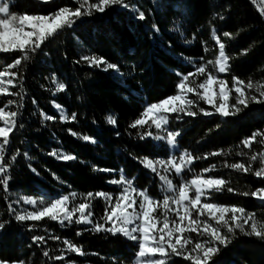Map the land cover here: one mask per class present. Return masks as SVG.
<instances>
[{
    "label": "trees",
    "instance_id": "1",
    "mask_svg": "<svg viewBox=\"0 0 264 264\" xmlns=\"http://www.w3.org/2000/svg\"><path fill=\"white\" fill-rule=\"evenodd\" d=\"M126 3L136 11L118 8L119 5L109 7L104 13L93 11L92 15L77 19L72 27L59 30L37 52L30 53L29 60L12 69L17 77L16 86H10V91L20 95L0 94V108L19 112L0 162L7 169L0 176L9 177L7 191L0 184L3 225L0 262L4 264H133L138 246L124 236L92 231V225L66 221L62 225L48 217L19 222L15 219L14 203L25 197L50 199L69 195L71 201L79 204L89 192L114 195L116 190L110 181L118 180L121 171L137 190L147 189L155 197L160 179L140 161L167 159L170 150L166 141L141 139L140 134L151 131L154 135H166V132L150 126V121L144 128L130 125L140 118L147 105L178 93V74L195 72L200 65L217 74L214 30L229 57L230 70L225 75L219 74V78L227 82L228 88L232 87L233 77L245 85L251 81L254 87L244 90L261 102L252 101L247 108L240 106L239 113L225 118L190 93L188 98L195 101L194 111L204 108L214 114L195 117L179 114V118L176 113L169 114L166 131L180 133L177 153L186 151L196 158L184 173L186 177L191 179L205 169H212L204 173V178H223L235 190L210 192L207 202L242 207L254 214L257 221L264 222V203L241 194L264 188V179L225 167L226 162L252 163L254 170L262 166L259 154L264 153L261 142L264 136H257L249 148L242 141L254 132L264 133V97L256 91L264 85V0H126ZM79 6L78 0L46 3L11 0L10 14L50 15L60 7L74 10ZM141 11L145 15L143 20L137 18ZM224 32L230 36H223ZM20 55L19 51L0 53V70ZM84 56L101 57L106 63L91 66L82 59ZM107 63L116 65L119 71L107 69ZM193 78L199 83L206 76L190 77ZM58 83H64L65 89L57 91ZM9 99L16 104L5 107ZM21 102L23 106L17 108ZM229 103L235 104L234 91ZM55 104L69 117L75 113L76 119L61 121ZM41 112L54 119L44 120ZM108 116L115 119L114 125L107 122ZM73 132L77 135H72ZM83 136L89 140L85 141ZM54 150L76 159H57L50 154ZM213 152L224 154L210 155ZM253 154L258 155L254 162L250 160ZM72 193L77 194L74 199ZM90 203L93 222L103 223L109 202L94 196ZM245 229L250 230L247 225ZM223 231L229 235L230 243L227 247L219 246L220 251L209 264H264V239L245 235L239 229L233 234ZM34 236H44L45 243L34 244ZM194 236L197 241L198 235ZM64 240L80 247L84 254L68 252ZM44 251L49 252V257L43 255ZM61 252L64 259H55ZM168 264L192 262L183 256H171Z\"/></svg>",
    "mask_w": 264,
    "mask_h": 264
},
{
    "label": "snow or ice",
    "instance_id": "2",
    "mask_svg": "<svg viewBox=\"0 0 264 264\" xmlns=\"http://www.w3.org/2000/svg\"><path fill=\"white\" fill-rule=\"evenodd\" d=\"M11 0H0V53H9L19 51L21 55L15 59L14 63L8 64L3 70H0V93H8L9 95L19 96L20 93L11 92L10 86L15 87V79L17 73L12 69L19 66L22 61L30 59V53L34 54L39 50L43 43L50 37H53L59 30L65 27H72L73 24L82 16H90L93 10L104 13L110 6H122L135 12V8L126 3V0H98V2L89 3V0H79L80 6L74 10L69 7H60L56 12L50 15H12L10 14ZM87 5V7H85ZM140 20L145 19L144 13L141 11L137 17ZM223 19V17H221ZM29 28V31L25 29ZM9 34L15 35V39L7 40ZM215 30L213 36H215ZM223 36L229 37L230 33L224 32ZM219 45V55L215 61L216 73L207 72L204 65L196 67L195 72L186 75L178 74L180 82L177 84L178 93L167 97L158 103L147 105L140 118L136 119L130 127L144 128L151 122L150 126H154L158 131H165L164 126L168 124V114H183L189 117H195L198 114L205 116L213 115V112L200 108L194 111L195 101L188 98V94L194 93L205 104L212 106L215 113L221 117H229L241 111V107L247 108L249 103L261 102L255 95L248 96L245 87L252 89L253 83L249 81L247 85L244 81L233 77L232 87H227V82L219 78V74L227 73L229 69V57L225 54V44L216 39ZM83 60L89 62L91 66L99 67L105 64L101 57H82ZM211 63V61H209ZM107 69H115L119 71L114 64L107 63ZM206 76V78L197 83L190 77ZM64 83H58L57 91L65 89ZM235 92V104H230V96ZM261 97H264V85L256 88ZM22 101V97H21ZM217 101L219 103L217 104ZM16 104V101L9 99L7 106ZM22 102L17 104V108L22 107ZM60 112L61 121L75 120L76 114L72 113L69 117L65 110L59 104L54 105ZM18 111H5L0 108V121L4 126L0 127V137L3 143L0 144V159L4 156L5 145L9 143V134L13 132L16 126V118ZM40 115L44 120H53L54 117L41 112ZM107 122L114 125L116 123L112 116L107 117ZM22 127V125H21ZM72 135H77L75 132ZM180 135L178 131H166V135H154L151 131H145L140 134V138L152 137L157 141H166L170 149H176L177 137ZM257 136H264L259 131L254 132L248 139L242 141L245 148H249ZM85 141L89 140L88 136H83ZM261 142H264L262 140ZM57 159L71 161L76 159L73 155L64 154L63 152L50 153ZM221 152H213L210 155H222ZM27 156V154H25ZM243 156L244 153H237ZM261 167L254 170L252 163L247 165L243 162L228 164L225 167L231 168L245 174L252 173L255 177L264 179V153L259 154ZM13 161L15 156L12 157ZM194 158L190 153L183 152L178 157L169 155L167 159H151L144 158L140 161L142 165L155 173L161 183V191L163 193L162 200L153 198L147 189L137 190L133 186V181L126 178L121 171L120 178L113 179L110 183L123 185L121 192L116 194L115 202L112 203L113 195L110 193H87L83 198L84 202L75 204L69 210V195H60L58 198H52L46 202L45 198L39 201L25 197L24 204L32 205L36 210L15 212L12 204H9L10 210L15 212V219L19 222L24 221H40L45 217L53 221H59L62 225L66 221L68 224H90L92 231L108 232L113 235L122 234L129 240L138 242V251L135 253L136 264H168V258L171 256H183L192 264H209L215 254L220 251L219 246L227 247L230 243L229 235L233 234L236 229L248 236H255L264 239V222L255 219L254 214L245 212L242 207L225 206L218 203L207 202L210 192H221L227 190L234 192L235 190L228 186V181L223 178L209 177L204 178V173L212 169H205L201 174L195 176L190 181H184L175 185L169 174L174 172L177 176L181 175L185 169H189L194 162ZM258 159L257 154L250 157L251 161ZM159 166V167H158ZM31 167V165H30ZM215 168V165L212 166ZM7 169L4 163H0V174L6 173ZM33 172L36 170L33 168ZM103 171H114L111 169H103ZM9 177L7 175L0 176V184L8 190ZM244 196L251 195L254 198L264 202V188H259L252 192L241 193ZM76 193L71 194V198L76 197ZM102 197L109 202V208L105 210L102 217L103 223H94L92 220L93 213L91 211L90 200L93 197ZM15 203H19L16 201ZM38 205H43L38 207ZM79 213L77 216L76 214ZM159 213V215L157 214ZM171 214V215H170ZM230 214V215H229ZM206 217V219H205ZM105 225H110L106 227ZM250 230L246 231L245 226ZM3 225L0 224V228ZM31 230V228H30ZM188 233H196L198 236H206V240L193 241ZM77 235H81L77 232ZM59 239V237H53ZM33 243H45L44 236H34ZM68 252L83 255V250L77 247L69 240L63 241ZM192 245L191 248L187 247ZM170 250V251H169ZM43 255L49 257V252L44 251ZM157 255L160 258H156ZM55 259H64L63 252L56 256ZM3 264V262H0ZM23 264V262H20Z\"/></svg>",
    "mask_w": 264,
    "mask_h": 264
},
{
    "label": "rangeland",
    "instance_id": "3",
    "mask_svg": "<svg viewBox=\"0 0 264 264\" xmlns=\"http://www.w3.org/2000/svg\"><path fill=\"white\" fill-rule=\"evenodd\" d=\"M39 1H41V2H50L51 0H39ZM79 1V0H78ZM94 2H98V0H89V3H94ZM116 6H118V5H116ZM116 6H110V8H116ZM85 7H87V5L85 6ZM118 8H121V9H125V8H123L122 6H119ZM93 11H95V10H93ZM26 31H29L30 29L29 28H26L25 29ZM16 37H15V35H13V34H9V36H7L6 37V39L7 40H11V39H15ZM212 39H213V41H214V43H215V45L217 46V49H218V55H219V45L216 43V35L215 36H213V32H212ZM12 52H14V51H12ZM218 57V56H217ZM226 73H224V74H220V75H225ZM0 94H6V93H0ZM171 114H173V113H171ZM169 115V114H168ZM2 126H4V124H3V122L2 121H0V127H2ZM166 128H167V125H165L164 126V129H165V131H163V132H166ZM3 143V138L2 137H0V144H2ZM169 150H170V155H176L177 157L180 155L179 153H177V149H170L169 148ZM0 162H1V159H0ZM186 170L187 169H185V171L181 174V175H179V176H177L174 172H172V173H170L169 174V179H171L172 181H173V183L175 184V185H177V186H179V184L180 183H182V182H184V181H190V180H192L193 178H188V177H186L185 176V172H186ZM159 182H160V185H159V187H158V190H157V194H156V196L155 197H153V198H155V199H160V200H162V198H163V193H162V191H161V181L159 180ZM112 184V186H114V188H115V190H116V192H115V194L113 195V200H112V203H114L115 202V196H116V194H118L119 192H121V190H122V187H123V185H120V184H113V183H111ZM60 195H58V196H55V197H53V198H58ZM31 199H34V200H37V201H39L41 198H31ZM50 199H52V198H50ZM50 199H47V198H45V201L46 202H48V201H50ZM256 200L259 202V203H264V202H262V201H260L259 199H257L256 198ZM17 201H19V203H14V205L16 206V212H23V211H33V210H36L35 208H33V206L32 205H28V204H24V202H23V198H20V199H18ZM75 204H77V203H75V202H73V201H69V210H71V208H72V206L73 205H75ZM43 205H38V207H42ZM158 215H159V213H157ZM77 216L79 215V213H77L76 214ZM171 215V214H170ZM205 219H206V217H205ZM81 224H83V223H81ZM83 225H85V226H90V224H83ZM108 226H110V225H108ZM196 233H188V235H190L191 237H192V239H193V241L195 242V235ZM120 235H122V234H120ZM123 236V235H122ZM126 238V237H125ZM198 238V240H206L207 239V237L206 236H198L197 237ZM128 239V238H127ZM129 240V239H128ZM132 241V240H131ZM132 242H135L136 244H137V246H138V242H136V241H132ZM170 251V250H169ZM156 258H160L158 255H157V257ZM169 259V258H168ZM4 264V263H3ZM133 264H136V259L134 260V262H133Z\"/></svg>",
    "mask_w": 264,
    "mask_h": 264
}]
</instances>
